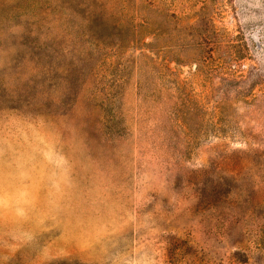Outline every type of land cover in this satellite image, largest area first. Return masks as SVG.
Wrapping results in <instances>:
<instances>
[{"label":"rangeland","instance_id":"rangeland-1","mask_svg":"<svg viewBox=\"0 0 264 264\" xmlns=\"http://www.w3.org/2000/svg\"><path fill=\"white\" fill-rule=\"evenodd\" d=\"M0 264H264V0H0Z\"/></svg>","mask_w":264,"mask_h":264}]
</instances>
